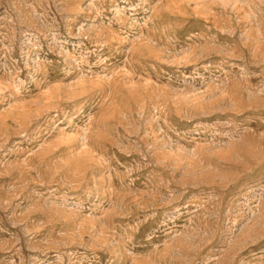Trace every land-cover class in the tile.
Masks as SVG:
<instances>
[{
	"label": "rangeland",
	"instance_id": "1",
	"mask_svg": "<svg viewBox=\"0 0 264 264\" xmlns=\"http://www.w3.org/2000/svg\"><path fill=\"white\" fill-rule=\"evenodd\" d=\"M0 264H264V0H0Z\"/></svg>",
	"mask_w": 264,
	"mask_h": 264
}]
</instances>
